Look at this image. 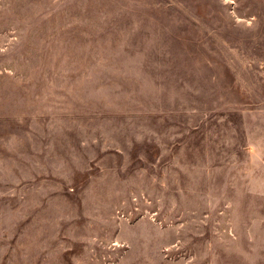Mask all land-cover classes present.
<instances>
[{"label": "rangeland", "instance_id": "obj_1", "mask_svg": "<svg viewBox=\"0 0 264 264\" xmlns=\"http://www.w3.org/2000/svg\"><path fill=\"white\" fill-rule=\"evenodd\" d=\"M264 264V0H0V264Z\"/></svg>", "mask_w": 264, "mask_h": 264}, {"label": "crops", "instance_id": "obj_2", "mask_svg": "<svg viewBox=\"0 0 264 264\" xmlns=\"http://www.w3.org/2000/svg\"><path fill=\"white\" fill-rule=\"evenodd\" d=\"M170 264H216V260L210 259L205 262L194 261V262H178V263H170Z\"/></svg>", "mask_w": 264, "mask_h": 264}]
</instances>
